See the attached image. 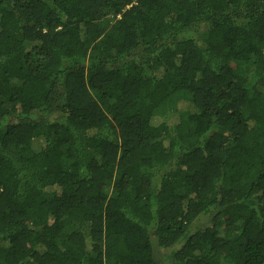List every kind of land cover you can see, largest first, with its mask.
<instances>
[{"label": "trees", "instance_id": "trees-1", "mask_svg": "<svg viewBox=\"0 0 264 264\" xmlns=\"http://www.w3.org/2000/svg\"><path fill=\"white\" fill-rule=\"evenodd\" d=\"M0 264H264V0H0Z\"/></svg>", "mask_w": 264, "mask_h": 264}]
</instances>
